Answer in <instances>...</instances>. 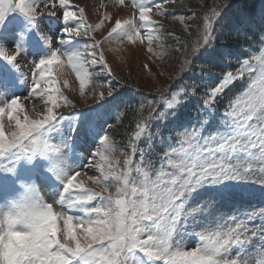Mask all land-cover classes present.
Here are the masks:
<instances>
[{"label": "snow or ice", "instance_id": "6c2138e0", "mask_svg": "<svg viewBox=\"0 0 264 264\" xmlns=\"http://www.w3.org/2000/svg\"><path fill=\"white\" fill-rule=\"evenodd\" d=\"M175 3L131 0L132 18L112 24L107 11L89 22L74 0H0V264H264V0H204L202 18L172 16L187 33L175 86L137 101L125 144L109 131L131 105L102 46L142 45L143 68L164 75L153 15ZM233 12L252 52L219 43Z\"/></svg>", "mask_w": 264, "mask_h": 264}, {"label": "rangeland", "instance_id": "374dc122", "mask_svg": "<svg viewBox=\"0 0 264 264\" xmlns=\"http://www.w3.org/2000/svg\"><path fill=\"white\" fill-rule=\"evenodd\" d=\"M176 0L175 4H167L165 6V11L167 12V16L165 17H158L153 15V19L159 20L163 24L162 31L165 33V43L167 45V48L165 49L169 55L163 59V60H156V64L160 68L161 72H164V75H160L159 73H156L155 77L150 76L146 70L143 68V65L145 63L149 62V56L148 53L145 50V47L142 45H128L127 43L124 44L122 50L119 53H114L109 51L110 48L115 47V45H103L102 47L105 50L106 58L109 61V64L114 70L116 80L114 81L115 84H122L124 85V88L121 89L125 92V99L129 102H132L133 108L137 106V101L142 100L147 97H153L160 95V92L158 91L161 88L167 87V86H175V82L172 80L167 79L169 74L175 75L177 69V66L175 65L174 58L182 56L181 53L175 52L176 47V38L179 37L181 40L185 39L187 37V33L184 31V26L179 22L178 19H172V16H179L184 15L186 17L192 16L195 14L197 19L202 18L203 13L206 11V7L202 6L204 4V0H194V3H180ZM184 1V0H183ZM256 3L251 4L250 0H244L246 4L249 6H255L257 10H259L261 6L262 0H254ZM75 3L82 5L85 10L86 14L89 17V22L97 23L100 19V12L107 11L109 15L112 16V24H114L116 19H130L132 18V12L134 11L130 7L131 0H125V5L120 6L115 2V0H103V3L106 5L105 9H99V5L101 3L97 4L96 0H74ZM217 2H220V0H217ZM231 2V0H229ZM212 0H208V6H211ZM99 9V11H98ZM50 19V18H49ZM49 19L47 21L49 22ZM46 19H42L41 26L44 27V22ZM191 20L187 21V23H190ZM137 22L138 17H137ZM235 23V13L229 15V17L224 21L223 26L218 30V40L219 43L225 46L234 45V48L240 45V48L237 49L239 51V54H245L252 52L256 47L255 39L252 36H249L245 38L243 33H237L233 31V24ZM112 24H109L105 27V29H102L101 32L96 34L97 39H102L104 35L107 34L108 28L112 26ZM57 25V24H56ZM55 25V26H56ZM60 25V26H59ZM62 24H58L57 28H62ZM193 30H195L193 28ZM171 33H174L175 35H170ZM230 38V39H229ZM229 39V40H227ZM245 46V47H244ZM154 49L157 51H160L159 46L154 43L153 45ZM241 51V52H240ZM233 63L235 61L233 60ZM25 74H29V65L28 63L22 64L21 69ZM153 72H155V69H153ZM194 76L197 74H193ZM218 75V70H213V76ZM69 82L73 88L78 89V84L75 81L74 75H69L68 77ZM103 79H108V77H103ZM211 77L205 76V80H210ZM26 86L23 87L20 94H23L26 92ZM147 93H145V92ZM65 94L69 95V98L74 99L76 96V93L69 92L67 89H65ZM95 101L92 99H89L87 104H81L80 108L78 110H85L89 106H95ZM130 104V105H131ZM218 108H222L218 106ZM61 111L67 112V111H74L73 109H61ZM129 112V110H127ZM131 125L128 126L126 130L123 131L122 138L117 140L114 137V140L117 144L123 145L126 143L127 136L125 133L127 131L131 130V127L133 126L134 120L136 119L135 112L131 111ZM115 130V127L109 131ZM143 143V142H142ZM158 151V149H157ZM86 155V154H85ZM91 186V185H89ZM192 203H195L194 201ZM225 211H231V209H225ZM258 230V228H257Z\"/></svg>", "mask_w": 264, "mask_h": 264}, {"label": "trees", "instance_id": "16d2710c", "mask_svg": "<svg viewBox=\"0 0 264 264\" xmlns=\"http://www.w3.org/2000/svg\"><path fill=\"white\" fill-rule=\"evenodd\" d=\"M250 2H252L251 4L253 5V4H255L256 2L254 1V0H250ZM251 5V6H252ZM192 23V21H190V23L189 24H191ZM230 39V38H229ZM229 39H227V40H229ZM240 45H242V44H239V46H237L236 48L238 49V48H240ZM229 48H231L237 55H240L239 54V51H237V49H235L234 48V45H229L228 46ZM241 49V48H240ZM241 52V51H240ZM233 64H235V63H233ZM217 71V70H216ZM173 87V86H172ZM145 97H147V96H145ZM132 103V102H131ZM130 103V104H131ZM196 103V101L195 100H193L192 101V104H195ZM220 107H223V104H220L219 105ZM132 109H134L133 108V105L131 104V106L128 108V110H129V112L127 111L126 112V116H125V119H124V122H123V125H116L115 126V130H113V131H110L112 134H114V137H115V139H117V140H119V139H121L122 138V135H123V131L124 130H126L127 128H128V126L129 125H131V123H132V121H130L131 120V114H128V113H130L131 111H133ZM134 112V111H133ZM189 112H190V115H192L193 117L195 116V111L190 107V109H189Z\"/></svg>", "mask_w": 264, "mask_h": 264}, {"label": "bare ground", "instance_id": "6f19581e", "mask_svg": "<svg viewBox=\"0 0 264 264\" xmlns=\"http://www.w3.org/2000/svg\"><path fill=\"white\" fill-rule=\"evenodd\" d=\"M193 1H194V0H184V1H183V0H178L177 2H180L181 4H182V3L188 4V3H194ZM96 3L99 4V3H100V0H96ZM38 103H39V102H37V104H38Z\"/></svg>", "mask_w": 264, "mask_h": 264}]
</instances>
